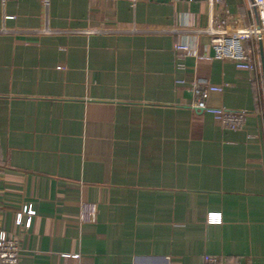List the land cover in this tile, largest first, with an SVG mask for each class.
<instances>
[{"label":"crops","instance_id":"obj_1","mask_svg":"<svg viewBox=\"0 0 264 264\" xmlns=\"http://www.w3.org/2000/svg\"><path fill=\"white\" fill-rule=\"evenodd\" d=\"M248 3L0 0V232L25 204L39 218L20 264H264L263 71L214 58L203 32L243 27ZM195 80L224 85L207 105L244 125L193 109Z\"/></svg>","mask_w":264,"mask_h":264},{"label":"built area","instance_id":"obj_2","mask_svg":"<svg viewBox=\"0 0 264 264\" xmlns=\"http://www.w3.org/2000/svg\"><path fill=\"white\" fill-rule=\"evenodd\" d=\"M6 1V0H3ZM49 4V0H44ZM133 6L139 1L128 0ZM222 0H209L214 6ZM248 9L253 19H250L243 27L231 25V20L225 16H211L209 26L203 30L211 37V46L214 50V58L220 60H232L238 68L248 70L257 74L263 71L264 76V0H249ZM174 50L180 53H195L196 49L187 42H175ZM200 58H208L200 56ZM224 85H214L201 80L192 83L194 102L192 108L195 110H208L216 121L223 127L231 129L241 128L246 120V110H230L225 107L212 108L207 105L206 98L210 92H222ZM36 195V193H33ZM98 216V206L95 203L84 202L81 205L80 222L95 223ZM36 210L32 203L25 204L16 216V224L19 228L18 234H7L0 232V264H20L23 250L24 236L29 232L32 224L38 221ZM221 217L210 214L208 222H220ZM64 264H93L82 259L81 254H64ZM203 264H246L241 259L224 257L218 255H206Z\"/></svg>","mask_w":264,"mask_h":264}]
</instances>
